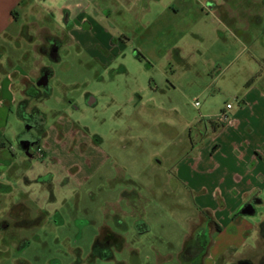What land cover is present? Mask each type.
Returning <instances> with one entry per match:
<instances>
[{"label": "rangeland", "instance_id": "1", "mask_svg": "<svg viewBox=\"0 0 264 264\" xmlns=\"http://www.w3.org/2000/svg\"><path fill=\"white\" fill-rule=\"evenodd\" d=\"M243 1L93 0L108 34L50 17L60 58L26 42L15 63L50 68V94L39 87L26 108L45 115L29 126L34 143L19 141V106L2 135L0 264H188L213 241L210 253L227 246L216 264L259 249L264 259L258 229L230 215L254 178L248 161L264 156V11L237 14L255 5ZM240 217L255 226L264 204ZM137 218L149 228L137 232ZM108 229L125 241L114 239V259H93Z\"/></svg>", "mask_w": 264, "mask_h": 264}, {"label": "crops", "instance_id": "2", "mask_svg": "<svg viewBox=\"0 0 264 264\" xmlns=\"http://www.w3.org/2000/svg\"><path fill=\"white\" fill-rule=\"evenodd\" d=\"M50 17L58 27L65 26L68 31L74 30V28L88 27L100 37L104 33H109L106 26V14L103 10L93 4V0H0V148H2L3 151H7V145L2 138V135L5 133L10 113H14L13 109L16 106H19L24 100L27 101L28 107L31 103V98L34 97L32 94L35 93L41 95V91H38L40 90L39 87H45L48 85L47 83L45 86H39L37 85V82L41 75L48 72L50 68L37 62L36 67L33 70L30 69L29 72L31 74H29L20 68V64L15 63V60L21 61L30 56L25 51H21V48L23 46L25 47L26 42H29L35 45V50L40 55L51 57L49 50L53 49V54L55 55L57 53L59 56L58 50L61 47V38L53 34V30L48 26V20ZM55 23H53V25ZM33 28H35V32L32 31ZM36 34H39L40 37L39 44H36L35 42L37 41L35 38ZM56 44H59L58 48H54V45ZM42 47H45V51L41 49ZM32 75H34L35 78ZM47 75L49 79L50 74ZM248 84L250 85L251 81H249ZM259 93L264 94V89H261ZM45 136L46 133L42 136V139H44ZM38 148L42 149V155L39 154ZM215 150L217 151V147ZM26 153L29 154L30 152L27 150ZM45 153L44 145L40 144L37 147L36 155L39 158H43ZM248 163L251 165L254 178L248 183L246 191L243 192L244 197L230 209V215L233 214V212L236 213L235 211L237 209H240L239 215H236L233 220L238 221L240 226H245V229H258L256 240H258L259 243L261 239L264 240V219L254 226L240 216L256 214L257 206L264 204V200L260 196L264 193V156L258 154L253 159L249 160ZM28 165L30 167L31 164L29 163ZM7 168H9V165ZM7 189L10 190L12 187L7 186L5 190ZM247 203H250V205L253 206L252 212L243 213L242 209L246 207L245 205ZM199 225H201V223L197 222L196 228ZM134 227L136 231L140 233L149 228L147 223L141 218L135 220ZM216 227L222 231L221 225H219L218 221ZM101 233L103 232H100L95 242L98 240L102 243L106 237H112L111 244L114 239H117L121 243L125 241L109 229L104 232L107 233V235H104L103 238L100 237ZM236 234L240 237L239 233ZM210 243L211 244L209 247L207 246L204 253L203 251H199V255L197 249L192 253L189 251L187 263L198 264L197 260L201 258L200 264H207V259L211 258L216 264V258L218 256L223 259L227 252V246H223L221 249H217L216 252L210 253L209 248L211 245L214 246L216 242L213 241ZM237 243L240 245L242 240ZM233 246V243L229 245V247ZM259 250L261 252V249ZM184 251L185 247L182 253H184ZM260 252L258 251L255 253L254 257L249 256V254L246 255V253L237 259L233 256L230 264H264V259H262V257L258 259L256 258ZM90 256L93 259L97 258L93 256L92 251ZM208 262L212 264L210 259H208Z\"/></svg>", "mask_w": 264, "mask_h": 264}, {"label": "trees", "instance_id": "3", "mask_svg": "<svg viewBox=\"0 0 264 264\" xmlns=\"http://www.w3.org/2000/svg\"><path fill=\"white\" fill-rule=\"evenodd\" d=\"M58 47H59V44L54 45V48H58ZM41 49L43 51H45V47H42ZM51 58L54 59V60H58L59 56L56 53L54 56L51 55ZM48 72H49L50 75L52 74L51 70H48ZM45 87L47 89L46 95L50 94V89H49L48 85L45 86ZM26 108H27V101L24 100V101H22L20 103L19 108H18V114L21 117V119L25 123H28V124H36L37 123L38 125H40L39 122H37L36 117H40L41 119H45V115L38 110V111H36L37 114L34 116V114H29L26 111ZM36 112H34V113H36ZM39 130L41 132V136H44L45 135V130H44L43 124H42V128H40ZM110 247L111 246L109 244H107V243L104 244V243H101L100 241L97 240L93 244L92 254H93V256H95L97 258H101V259H104V260H112L114 258V254H113V251L111 250ZM186 251H189V248L186 247L184 253Z\"/></svg>", "mask_w": 264, "mask_h": 264}, {"label": "flooded vegetation", "instance_id": "4", "mask_svg": "<svg viewBox=\"0 0 264 264\" xmlns=\"http://www.w3.org/2000/svg\"><path fill=\"white\" fill-rule=\"evenodd\" d=\"M248 1H251V0H244L243 2L244 3H248ZM254 1H255V5L254 6L244 5L243 7H241L240 9H236L235 11L237 12V14H240V15L247 14L249 16H250V14H253V13L255 14V13L264 11V0H254ZM217 8H219V9L221 8V10H223L221 6H217ZM49 51H50L49 53L53 56L54 55L53 54L54 50L50 49ZM45 74H49V72L43 73L41 75V77H43ZM30 125H32V127H39V125L37 123L36 124H30ZM26 133H30L31 134V129L29 127L26 129V131L21 133L20 138L22 136H24ZM32 137L34 138L33 135H32ZM249 205H250V203H247L245 206H249ZM111 240H112V237H108V238L106 237L105 240L102 243H104V244L107 243V244H109L111 246Z\"/></svg>", "mask_w": 264, "mask_h": 264}, {"label": "water", "instance_id": "5", "mask_svg": "<svg viewBox=\"0 0 264 264\" xmlns=\"http://www.w3.org/2000/svg\"><path fill=\"white\" fill-rule=\"evenodd\" d=\"M48 83V75L45 74L43 77H41L38 82H37V85L39 86H45L47 85ZM30 124H27V127H29ZM19 141L23 144H28L30 142H35V138H33L31 136L30 133H26L24 136H22L21 138H19ZM252 209H253V206L252 205H249V206H246L242 209V212L243 213H249V212H252Z\"/></svg>", "mask_w": 264, "mask_h": 264}, {"label": "built area", "instance_id": "6", "mask_svg": "<svg viewBox=\"0 0 264 264\" xmlns=\"http://www.w3.org/2000/svg\"><path fill=\"white\" fill-rule=\"evenodd\" d=\"M194 105L195 106H199L200 105V102L198 99H196V101L194 102ZM227 108H232V103H227ZM38 152L40 155H42V149L41 148H38Z\"/></svg>", "mask_w": 264, "mask_h": 264}]
</instances>
